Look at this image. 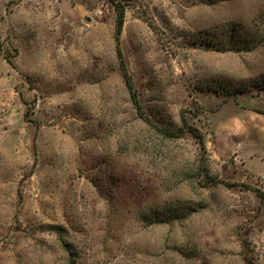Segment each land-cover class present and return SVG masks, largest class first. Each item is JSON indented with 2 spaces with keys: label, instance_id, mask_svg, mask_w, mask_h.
I'll return each instance as SVG.
<instances>
[{
  "label": "rangeland",
  "instance_id": "374dc122",
  "mask_svg": "<svg viewBox=\"0 0 264 264\" xmlns=\"http://www.w3.org/2000/svg\"><path fill=\"white\" fill-rule=\"evenodd\" d=\"M116 17L0 0V264H264V0Z\"/></svg>",
  "mask_w": 264,
  "mask_h": 264
},
{
  "label": "trees",
  "instance_id": "16d2710c",
  "mask_svg": "<svg viewBox=\"0 0 264 264\" xmlns=\"http://www.w3.org/2000/svg\"><path fill=\"white\" fill-rule=\"evenodd\" d=\"M133 1L135 0H111V2L113 3V5L115 6V10L117 13V17H116V39L117 42H119V38H120V34L122 32V28L124 26V22H125V14H126V6L128 4H131ZM233 34V32H232ZM235 47L236 48H250V44L252 43V40L250 38H246L245 36L240 37L241 35H237L235 33ZM232 36H230L231 38ZM208 39V37H207ZM233 40V39H232ZM232 40H230L232 42ZM210 41H213V39H210ZM10 60V59H9ZM9 62H12L11 60ZM122 64H124V62L122 61ZM123 69H124V74H125V78L127 83L129 84V86H132V79L130 74L127 71V68L125 65H123ZM182 122L183 124L181 126H179L177 128V130L175 131H171V132H177L178 134L181 135L183 133L189 132L191 133L196 139H198L199 143L202 145V147H205V138H204V134L203 132L200 130V128L196 127V126H192V125H188L187 119L185 117V115H182ZM262 193H260L261 196H263L262 194H264L263 191H260Z\"/></svg>",
  "mask_w": 264,
  "mask_h": 264
}]
</instances>
